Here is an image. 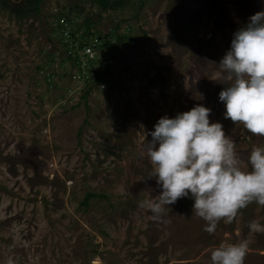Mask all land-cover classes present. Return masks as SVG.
<instances>
[{
    "label": "rangeland",
    "instance_id": "rangeland-1",
    "mask_svg": "<svg viewBox=\"0 0 264 264\" xmlns=\"http://www.w3.org/2000/svg\"><path fill=\"white\" fill-rule=\"evenodd\" d=\"M260 11L264 0H132L107 10L95 0H0V264H212L219 244L245 239V264H264V233L248 227L264 225V206L249 204L213 234L191 198L168 206L167 224L138 206L162 191L148 177L155 124L198 104L250 170L264 137L224 118L226 85L214 79L233 34ZM59 15L79 38L86 19L123 35L96 53L85 75H104L87 94L74 65L89 64L82 50L67 58Z\"/></svg>",
    "mask_w": 264,
    "mask_h": 264
},
{
    "label": "clouds",
    "instance_id": "clouds-1",
    "mask_svg": "<svg viewBox=\"0 0 264 264\" xmlns=\"http://www.w3.org/2000/svg\"><path fill=\"white\" fill-rule=\"evenodd\" d=\"M218 69L214 80L226 85L219 93L226 109L224 118L264 137V11L252 15L233 34ZM210 114V108L198 104L175 118L161 117L150 133L146 154L152 171L148 177H155L162 191L138 206L149 210L155 222L169 223L165 219L168 206L191 198L193 213L205 222L204 231L213 234L221 220L232 223L249 204L264 206V147L251 150L250 170H246L235 141L221 123L210 122ZM248 227L252 233H264L258 221ZM248 251L247 239L221 243L211 251V262L245 264ZM7 264H14L11 257Z\"/></svg>",
    "mask_w": 264,
    "mask_h": 264
},
{
    "label": "trees",
    "instance_id": "trees-1",
    "mask_svg": "<svg viewBox=\"0 0 264 264\" xmlns=\"http://www.w3.org/2000/svg\"><path fill=\"white\" fill-rule=\"evenodd\" d=\"M26 1L29 2V5H33L35 8H37V5L39 4L41 0H26ZM95 1L99 5L100 8H102L103 10H107V9H117L118 7L125 5L126 3H129L132 0H95ZM14 12H19V11H14ZM79 14L80 12H77L76 15H79ZM87 20L88 19H86L85 23L83 24L80 23L76 27L77 29L84 28L85 30L84 32L82 31V33L80 34V38L78 37L76 31L74 32L70 30L73 27L72 25L73 20L72 18H70V16L64 17V16L59 15L58 16L59 23L56 27L62 35L64 32L69 31V34L67 35V37H65L69 40L68 47H69L70 53L67 55V58L75 59V61H77L80 55V54L78 55L79 50H84V48L87 46H89L93 52V55L91 57L89 56V54L84 55V57H86V61H85L86 65L89 64L86 67L83 66L85 67V69L81 68V65L79 64V62H77V64L74 65V69H77L75 70V72L79 76V81H84L85 83L90 84L87 87L85 94H87L91 86L94 83H96L97 80H99L104 75V72L97 73V71H93V74L91 75H85V73L87 72V70L89 72V70L92 69L91 63L94 61H97L96 53L99 52V49H103L106 51V48H108V43H107L108 39L106 38L109 36L114 37V40L111 43L112 47H115L116 45L120 44L121 39L123 38V35L116 33L117 31L115 30V28L111 30L113 33L109 31L108 33H105L104 35L100 34L98 31L95 32V30H93L89 26V21ZM103 60L107 61L106 58ZM48 80L50 79L48 78Z\"/></svg>",
    "mask_w": 264,
    "mask_h": 264
},
{
    "label": "built area",
    "instance_id": "built-area-1",
    "mask_svg": "<svg viewBox=\"0 0 264 264\" xmlns=\"http://www.w3.org/2000/svg\"><path fill=\"white\" fill-rule=\"evenodd\" d=\"M82 54L85 55V54H89L91 53V56L93 55V52L91 50V48L89 46L85 47L84 50H82Z\"/></svg>",
    "mask_w": 264,
    "mask_h": 264
}]
</instances>
